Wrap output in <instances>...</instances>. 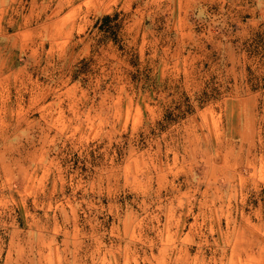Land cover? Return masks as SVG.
Instances as JSON below:
<instances>
[{
  "label": "rangeland",
  "instance_id": "374dc122",
  "mask_svg": "<svg viewBox=\"0 0 264 264\" xmlns=\"http://www.w3.org/2000/svg\"><path fill=\"white\" fill-rule=\"evenodd\" d=\"M152 9L79 16L45 92L0 102L25 112L0 119V264H264V0L173 33Z\"/></svg>",
  "mask_w": 264,
  "mask_h": 264
},
{
  "label": "crops",
  "instance_id": "0c3cea01",
  "mask_svg": "<svg viewBox=\"0 0 264 264\" xmlns=\"http://www.w3.org/2000/svg\"><path fill=\"white\" fill-rule=\"evenodd\" d=\"M137 1L143 5H137ZM196 3L197 0H55L52 2L55 4L54 9L44 10L46 19L40 23L37 20V5L34 0L24 3L20 0L19 2L0 0V55L4 58L0 64V102L6 100L9 102V99L20 97L18 104H21L27 100V96L32 101L34 93L27 95L25 92L28 88H33L34 84L45 92V88L52 80L49 76L34 75L33 71L36 69L34 65L39 63L37 69L53 72L51 58L58 49L61 54L68 52L70 36L73 34V32L70 34L69 23L76 22L79 16L83 15L86 18L88 15L89 18L85 19L88 21L93 20L97 15H111L119 4L130 6L135 10L141 9L142 15L146 16L152 15V8L157 7L164 15V22L163 20L159 22L170 24L171 33L185 32L186 27H183V24H187L188 13ZM50 6L49 2L45 3V7ZM13 8H21L22 11L16 14L17 11L11 10ZM54 12L56 17L52 18ZM34 22L38 25H33ZM41 27L46 30L42 31ZM54 44L57 48H53ZM22 54H26L27 57L22 56L21 59L24 60L19 61L18 56ZM37 57L40 61H30L31 58ZM40 91L35 93L38 104L48 100L44 92L39 95ZM15 92L18 93L14 95ZM48 102L52 104V101ZM19 113L25 112L19 110V107L15 111L0 109V119L18 118L21 116ZM9 141L7 140V143Z\"/></svg>",
  "mask_w": 264,
  "mask_h": 264
}]
</instances>
